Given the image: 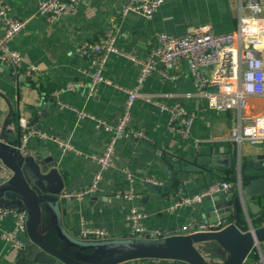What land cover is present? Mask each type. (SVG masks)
Returning a JSON list of instances; mask_svg holds the SVG:
<instances>
[{
    "label": "crops",
    "instance_id": "1",
    "mask_svg": "<svg viewBox=\"0 0 264 264\" xmlns=\"http://www.w3.org/2000/svg\"><path fill=\"white\" fill-rule=\"evenodd\" d=\"M3 1L11 16L24 21L21 31L10 41V48L19 52L23 67L33 65L37 74L17 81L11 70L0 63V129L9 113V104L8 125L24 117L34 131L26 141V148L56 160L64 189L50 207L42 205L39 230L52 245L78 254L75 251H80V246L130 237L132 223L128 216L132 207L139 216L137 225L148 230H166L203 221L201 215L210 195L190 204L176 207L173 204L180 197L203 193L219 181L229 182L236 194L242 177L251 178L260 173L251 166L264 152V143L237 144L229 136L232 127L251 123L254 116L264 112L262 97L249 96L240 110L210 107L206 97L194 94L188 67L180 61L169 69L177 74L176 78L163 79L152 73L143 81L140 91L156 103L139 96L129 108L128 126L143 130L148 139L120 137L114 141L111 165L103 172L94 195L79 200L60 196L63 191H81L88 186L98 169L91 157L101 155L112 136L97 126L94 119L78 116L77 111H85L114 126L124 110L126 90L136 85L139 73V63L130 57L146 58L159 32L183 36L201 25H208L215 33L234 31L239 18L251 15L241 0H163L150 18L132 11L122 14L127 0H82L71 13L53 21L36 11L35 0ZM260 2L259 16L264 18V0ZM112 26L116 31L114 44L120 52L107 57L101 70L103 80L97 83L95 91L89 92L94 69L80 50ZM73 83V89H65ZM175 102L192 116L186 136L167 127L166 107ZM7 132L17 137V131L7 128ZM37 132L47 136L41 138ZM57 140L69 143L72 149H62ZM211 155L227 157L229 166L210 164ZM204 159L208 163L203 165ZM146 178L160 184L154 185L145 181ZM131 186L140 194L138 199L114 197ZM251 202L257 205L253 212L244 206L238 222L233 219L235 215L228 220L241 231L262 225H257L256 219L264 215V197ZM13 223L11 215L3 216L0 234L10 230ZM82 225L101 229L107 237L83 240L79 236ZM201 248L207 260L218 263L220 246L215 241L202 243ZM85 251L91 254L95 248ZM21 257V248L11 247L0 237V264H40ZM251 261L264 264V242L255 245L243 263ZM127 264L188 263L178 259L143 258Z\"/></svg>",
    "mask_w": 264,
    "mask_h": 264
},
{
    "label": "built area",
    "instance_id": "2",
    "mask_svg": "<svg viewBox=\"0 0 264 264\" xmlns=\"http://www.w3.org/2000/svg\"><path fill=\"white\" fill-rule=\"evenodd\" d=\"M35 1L36 11L53 21L62 15L71 13L82 0ZM162 1L127 0L121 11L122 14L132 11L145 18H150ZM241 4L250 11L251 15L250 17L239 18V23L234 31L215 33L211 31L208 25H201L183 36L159 32L156 34L155 44L146 58L135 59L129 56L139 63V73L136 85L132 89L126 90L125 107L117 116V122L114 126L103 123L85 111H77L78 116L94 119L97 126L111 132L112 136L104 152L101 155L91 157L97 162L98 169L88 186L81 191H63L60 195L62 198L79 200L82 197L94 195L99 190L102 174L111 165L113 143L116 139L120 137L148 139L143 130L128 126V114L136 97L140 96L145 101L156 103L150 95L140 91L143 81L152 73H157L163 79H174L177 74L169 72V69H173L180 61H184L194 86V94L206 97L208 106L217 110L234 107L240 110L245 106L246 99L253 95L262 97L264 102V18L259 16L262 11V4L260 0H241ZM0 23L2 29L0 31V63L9 68L12 76L16 79L36 75L37 68L34 66L23 67L19 52L10 48V41L21 31L24 21L11 16L9 7L3 0H0ZM115 35V26H112L95 40L85 43L80 50V54L88 58L90 66L94 69L91 86L88 87L89 92L95 91L97 83L103 80L101 70L107 57L111 53L120 52L114 44ZM206 70L209 72L207 73ZM73 88L74 83L65 87V89ZM61 105L64 104L61 103ZM166 108L169 111L168 129L186 136L192 125V116L178 102ZM29 124L26 118L19 117L14 123L7 125L9 130L19 129V142L16 148L23 156L33 154L26 148L27 139L34 133ZM37 134L41 138L47 136L44 133L37 132ZM229 138L237 144L242 141H247L253 145L264 143V112L254 116L251 123L237 124L232 127ZM57 141L62 149H72V145L69 143ZM0 172L3 174L10 173L9 168L1 160ZM125 173L131 181L130 174L126 171ZM145 181L154 185L160 184L159 181L152 178H146ZM230 186L227 181L213 183L203 193L191 197H180L173 204V207L199 201L205 195H210L213 192L227 191ZM114 197L134 201L140 197V194L131 186L126 191L115 193ZM5 215H11L14 223L13 227L3 231L0 237L11 247L20 249L22 238L26 234L27 213L25 210L0 209V219ZM138 218L135 207H132L128 216L132 223L130 236L132 238L154 239L183 233L215 231L219 230L222 227L221 223L224 222L223 220L215 222L197 221L178 228L148 230L144 226L137 225ZM228 223L226 221L225 225ZM261 224L264 225V218ZM79 236L83 240H98L107 237L105 231L85 225L80 226ZM246 264L257 263L251 261Z\"/></svg>",
    "mask_w": 264,
    "mask_h": 264
},
{
    "label": "water",
    "instance_id": "3",
    "mask_svg": "<svg viewBox=\"0 0 264 264\" xmlns=\"http://www.w3.org/2000/svg\"><path fill=\"white\" fill-rule=\"evenodd\" d=\"M24 79L27 77L17 81ZM8 107L9 113L0 129V160L9 168L10 173L0 172V209L25 210L27 213L26 234L21 246L22 259L40 264H127L143 258L178 259L188 264H242L251 249L264 242V225L251 226L248 230L241 231L233 222L228 221L233 215L241 214L244 206L253 212V207L257 205L251 200L264 197L263 152L251 166L260 173L251 178L242 177L236 194L233 186L227 191L210 194V200L201 215L202 222L223 220L219 230L154 239L127 237L103 244L80 246V251H75L78 254H71L52 245L39 232L41 207H50L52 202L59 199L58 195L64 189L63 179L53 157H47L43 153L23 156L15 147L19 142L20 131L15 130L17 137L8 134L7 125L11 112L9 104ZM204 163H208V160L204 159L202 164ZM209 163L229 166L227 157L222 159L214 155L209 158ZM226 221L229 223L225 225ZM207 241H215L220 246L221 258L218 263L205 258L201 244ZM84 248H95V252L88 254Z\"/></svg>",
    "mask_w": 264,
    "mask_h": 264
},
{
    "label": "trees",
    "instance_id": "4",
    "mask_svg": "<svg viewBox=\"0 0 264 264\" xmlns=\"http://www.w3.org/2000/svg\"><path fill=\"white\" fill-rule=\"evenodd\" d=\"M15 121H16V119L13 120V122H15ZM247 180H248V179H246V181H247ZM263 218H264V215L261 214L260 217L256 219V220H257V221H256V224H257V225H260L261 222H262V220H263ZM233 219H234L235 222H238V221L240 220V216H239V215H235V216L233 217Z\"/></svg>",
    "mask_w": 264,
    "mask_h": 264
},
{
    "label": "rangeland",
    "instance_id": "5",
    "mask_svg": "<svg viewBox=\"0 0 264 264\" xmlns=\"http://www.w3.org/2000/svg\"><path fill=\"white\" fill-rule=\"evenodd\" d=\"M30 66H33V65H30ZM35 67V66H34Z\"/></svg>",
    "mask_w": 264,
    "mask_h": 264
}]
</instances>
